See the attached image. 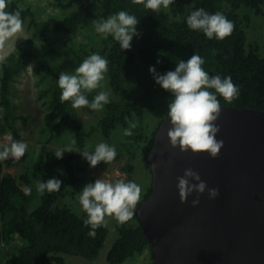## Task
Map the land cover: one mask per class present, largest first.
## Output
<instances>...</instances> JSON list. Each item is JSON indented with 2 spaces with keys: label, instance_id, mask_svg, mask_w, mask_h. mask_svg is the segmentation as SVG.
I'll use <instances>...</instances> for the list:
<instances>
[{
  "label": "trees",
  "instance_id": "trees-1",
  "mask_svg": "<svg viewBox=\"0 0 264 264\" xmlns=\"http://www.w3.org/2000/svg\"><path fill=\"white\" fill-rule=\"evenodd\" d=\"M54 3L61 7L64 15H50L40 20L36 17L37 10L34 7L41 5L36 0H9L7 11L19 9L23 24L27 23L28 28L34 30L26 42L7 55L0 64V134L12 131L16 138H20L17 122L30 117L29 113L21 112L19 104L14 101L16 89L13 83L27 68V61L36 57L39 58L37 71L46 70L40 82H44L47 76H53L47 87L45 84L40 87L41 97L50 95L46 114L49 130L55 136L57 130L74 128L77 146L82 147L86 145L91 131L75 118L70 101L60 102L59 74L68 72L67 68L74 72L93 53L103 55L108 61L107 75L113 96L104 105L93 129L99 127L103 135L109 137L113 129H125L129 127V122L136 123L133 134L124 136L130 139L129 143L133 147L132 150L128 144L132 157L123 166L127 173L125 182L137 183L132 158L142 153L147 160L155 135L165 118H159L154 125L146 121L148 113L155 111L159 95L168 92L156 83L149 71L151 66H155L158 73L165 74L175 70L180 59L187 61L197 54L205 60L202 67L210 76H230L239 89L238 97L231 104L217 94L220 105L252 107L264 111V48L255 38L251 40L246 32V26L250 24L254 13L262 12L264 0H173L167 9L161 8L159 12L132 4L131 0H54ZM243 6L249 10L240 13L239 9ZM200 8L210 14L223 13L234 24L231 35L223 40L208 39L202 31L189 29L187 16ZM121 10L135 15L139 20L137 31L140 35L133 37L130 50H122L112 36L104 38L94 30V20L107 18ZM51 29L57 34L59 32L62 38L75 36L83 30L85 36L91 34L89 42L93 46L75 44L73 40L66 39L63 41L65 46L63 44L58 49L49 37ZM39 37L43 45L30 46ZM61 60L63 70L59 71ZM49 143L50 140L35 149L36 161L32 172L28 168L33 159L31 153L26 172L19 176L4 171L6 164L15 165L16 161H0V264H65V254L94 259L110 232L106 225L96 229L95 237L89 236L91 228L83 223L87 214L82 208L78 212L71 205L56 201L58 195L55 192H37V181L52 178L61 180L62 167L68 173L66 182L75 190H81L85 179L83 173L88 168L75 148H72V152H64L62 158H57L54 155L56 148L49 146ZM121 153L119 150L115 160ZM101 164L104 168L108 166L105 162ZM20 179L29 185L28 190L23 189ZM151 192L150 180L147 189L141 191L137 205L147 199ZM115 231L117 237L107 255L110 263L122 264L130 257L140 256L147 249L150 253V242L135 211L126 223L116 221Z\"/></svg>",
  "mask_w": 264,
  "mask_h": 264
},
{
  "label": "clouds",
  "instance_id": "clouds-1",
  "mask_svg": "<svg viewBox=\"0 0 264 264\" xmlns=\"http://www.w3.org/2000/svg\"><path fill=\"white\" fill-rule=\"evenodd\" d=\"M131 2L135 5H143L153 12H159L161 8L167 9L173 0H131ZM8 4L9 0H0V47L23 30L21 11L19 9L7 11ZM138 23L139 20L135 15L124 10L93 21L95 31L104 38L112 36L122 50H130L133 37L140 35L137 31ZM186 23L189 29L202 31L208 39L223 40L234 30L233 22L223 13L210 14L203 8L192 11L187 16ZM204 63L205 60L201 56L194 54L187 61L180 59L175 70H169L165 74L158 73L155 66H151L149 71L153 74L156 83L170 92L173 97L165 117L171 125L167 137L172 148H179L181 152L191 151L194 154L207 152L211 158H217L224 146V141L216 138L220 127L215 121L221 114L217 94L231 104L238 97L239 89L230 76L225 78L218 74L210 76L202 67ZM107 71L108 61L98 53H93L75 68L74 74L61 72L58 78V86L61 90L60 102L70 101L75 109L88 107L92 110H101L110 102L109 93L100 91L91 101L85 93L101 88V81L104 80ZM136 127V123L129 122V127L123 130V135L131 136L132 129ZM5 139L7 143L0 150V161L7 159L19 161L26 153L27 144L13 140L11 136ZM89 148V145H85L79 152L93 168L101 161L106 164L113 162L117 155L115 146L105 142L98 143L94 150L90 151ZM66 151L73 150L71 147L57 149L54 155L62 158ZM193 180L197 183H192ZM177 181L181 203H186L193 192L198 194L191 201L193 206L200 203V194L207 192L210 199L220 195L219 188H209L207 182L202 180L200 174L192 168L185 169L184 174L177 177ZM61 184V180L52 178L37 181L36 189L40 194L45 191L59 192ZM141 191L137 183L125 182L123 179L109 182L97 178L94 183L84 186L78 201L87 214L83 223L91 228L88 235L95 237L96 229L106 226V217H112L120 224L130 220L140 200ZM148 252L147 249L143 254Z\"/></svg>",
  "mask_w": 264,
  "mask_h": 264
},
{
  "label": "water",
  "instance_id": "water-1",
  "mask_svg": "<svg viewBox=\"0 0 264 264\" xmlns=\"http://www.w3.org/2000/svg\"><path fill=\"white\" fill-rule=\"evenodd\" d=\"M215 123L224 141L217 158L172 148L167 118L155 135L147 155L152 192L134 209L150 242V264H264V111L221 105ZM187 168L220 195L200 194L193 206V192L181 203L177 177Z\"/></svg>",
  "mask_w": 264,
  "mask_h": 264
},
{
  "label": "rangeland",
  "instance_id": "rangeland-1",
  "mask_svg": "<svg viewBox=\"0 0 264 264\" xmlns=\"http://www.w3.org/2000/svg\"><path fill=\"white\" fill-rule=\"evenodd\" d=\"M50 2L52 3H50L46 7H34L37 10L36 17L38 19L42 20L49 17L50 15H64L61 7L57 6L54 3V0H50ZM245 9L249 10L248 7L243 6L239 9L240 13L245 11ZM251 18L252 19L250 24L246 26L247 35L249 36V38H251V40L255 38V40L258 43L262 44V47L264 48V4L262 5V12L260 14L254 13V16H252ZM33 30L34 28H28L27 23L23 24L22 32L18 33L17 36H14L10 40H8L3 47H0V64L6 59L7 55L17 49L23 42H26V39L33 34ZM89 31L91 32L90 29ZM90 35L91 34H86L85 36L83 30H80L75 34V36H67L68 38H62V35L59 32L57 34L52 29L49 31V37L52 39L55 47H58V49L63 46V41L66 39L73 40L75 44L83 43L87 47H91L93 45L89 42V39H91ZM43 43L44 42L42 41V38L39 37L35 38L30 46L34 45L36 47H40L41 45H43ZM101 56L104 58L103 55ZM46 57L52 58V56L50 55H46ZM38 62L39 58L37 57L35 59H29L27 61V68L16 77L13 83V88L16 89V94L13 96L14 101L19 104L21 112L30 114V117L27 120L19 119V121L17 122L20 138H16L15 134H13L12 131H7L3 134H0V150H2L4 144L7 143L5 139L7 136H11L13 140L23 141L28 146L25 153H28L27 156H23L19 161H16L15 165L6 164L4 167L5 172H11L12 174L17 176L26 172L29 162L28 157L30 153L33 155V159L28 168H30L31 172L33 171L34 162L36 161L35 149L39 148L42 144H46L48 140H50L49 146L56 148V150L65 147H71L80 151L85 147L77 146L74 128L66 127L57 130L58 132L55 136L53 132L49 130L46 124V114L49 111L48 102L50 95H44L41 97L40 94L42 89L40 87L45 85L47 87L51 83L53 76H47L45 77L44 82H40V80H42L40 78L46 72V70L40 69V71L38 72ZM60 63L61 67L59 68V71H61V69L63 70V60H61ZM66 70L68 72H72L70 74H74L71 69L67 68ZM101 85V88L95 89L92 92L85 93L90 101L100 91L108 92L109 99L112 98L113 88L110 84L109 76L107 75V73H105V78L103 81H101ZM172 99V94L169 92H165L163 96L159 95L156 109L155 111H150L148 113V119L146 121H149L152 123V125H154V123H156L159 118L166 117V114L169 110L168 105ZM101 110H103V108ZM101 110H92L88 107L73 109L75 118L82 121L85 128L91 131L90 136H88L86 139V145L90 146L89 150L91 151L94 150L95 146L98 143L105 142L110 146H115L117 153L119 150H121L122 153L119 155L118 159L109 163L106 168H104L101 164L103 161H101L95 168H93L90 166L89 162L85 158H83V156H81L82 161L86 163L88 167L83 173L85 177L83 187L88 183H94L97 178H101L109 182H114L117 179L124 180L127 177V173L126 171H124L123 166L125 165L127 160L132 157V152L128 150V144L130 145V148L132 150L133 147L129 143L130 139L124 137V129H121V127L113 129L109 137L104 136L99 127L97 129H93L98 122V117L101 113ZM1 115L2 111L0 109V120ZM73 141H75V143H73ZM141 154L142 153H139V156L134 159L132 158V160L135 163L134 178L144 192L147 189L150 180L152 181V173L148 161ZM60 173L62 184L60 191L55 192L58 195L56 201L58 200L62 204H69L72 208H74L78 212H81L82 210L80 209L82 207L79 204L78 196L81 193L82 189L75 190L71 184H68L66 182L65 177L68 175V173L64 167L61 168ZM21 183L23 189L28 190L29 185L23 181H21ZM105 219L107 221L106 225L110 228V232L105 240L103 248L100 250L99 255L94 259H87L83 255L65 254V264H112L108 261L107 255L114 242V239L117 237V232L115 231L116 220L112 217H106ZM150 262L151 256L148 252V254L146 253L141 254L140 256L130 257L122 264H150Z\"/></svg>",
  "mask_w": 264,
  "mask_h": 264
},
{
  "label": "built area",
  "instance_id": "built-area-1",
  "mask_svg": "<svg viewBox=\"0 0 264 264\" xmlns=\"http://www.w3.org/2000/svg\"><path fill=\"white\" fill-rule=\"evenodd\" d=\"M29 2H33V1H29ZM36 3H38L39 5L43 7H46L52 2H50V0H36Z\"/></svg>",
  "mask_w": 264,
  "mask_h": 264
},
{
  "label": "flooded vegetation",
  "instance_id": "flooded-vegetation-1",
  "mask_svg": "<svg viewBox=\"0 0 264 264\" xmlns=\"http://www.w3.org/2000/svg\"><path fill=\"white\" fill-rule=\"evenodd\" d=\"M5 170V169H4Z\"/></svg>",
  "mask_w": 264,
  "mask_h": 264
}]
</instances>
